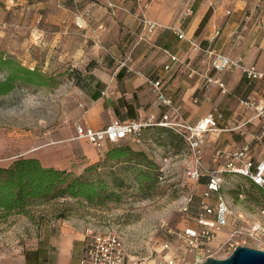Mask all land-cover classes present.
I'll return each mask as SVG.
<instances>
[{"label":"rangeland","instance_id":"374dc122","mask_svg":"<svg viewBox=\"0 0 264 264\" xmlns=\"http://www.w3.org/2000/svg\"><path fill=\"white\" fill-rule=\"evenodd\" d=\"M38 1L0 0V55L38 68L45 74L47 82H17L12 90L0 95V165L8 166L20 156H37L45 165L92 176L93 173L87 171L90 165L102 161L111 147L129 143L135 149H142L158 168H144V173L151 178L140 184L136 179L135 166L110 162L101 167L100 176L112 181L116 175L123 186L113 189L116 194L103 203L93 204L71 196L51 197L32 201L26 208L27 212H12L0 217V264L21 263L22 254L34 244L38 233L43 232L40 226L42 218L51 220L69 216L85 217L87 225L99 229L116 230L130 255L156 257L163 243L175 241V232L191 220L204 190L203 181L191 179L186 174L194 164V153L181 133L162 124L143 127L140 141L130 137L119 143L107 141L102 147L91 143L94 153L100 156L97 161L79 152L74 153L69 137L76 133V126L87 108V97L79 73L95 64L92 58L86 62L87 65L78 63V49L84 45L90 50L101 44L98 27L93 24L96 21L94 13L100 4L105 6L106 2L89 0V6L94 1L99 5L92 9L86 22L77 24L75 16L89 7L88 2L66 1V8L74 15L68 31L64 32L61 25L54 21L57 20L60 5L54 11L40 8V19H36L35 12L31 10L23 14L17 11L22 5ZM196 1L115 0L119 7L127 6L140 17L166 25L186 15L185 11L190 6L194 12ZM54 3L57 5L58 2ZM213 5L222 8L226 15L245 12L239 28L250 32L249 29L259 27L264 33V0H215ZM113 33L109 30L107 35L112 37ZM86 54L85 51L81 55ZM6 73V70L0 69V79H4ZM263 86L264 82H261L259 88ZM69 157L72 159L66 164ZM147 165L150 166V163L147 162ZM223 193L236 209L246 204L252 213L257 210L256 203H264L259 190L241 175H225ZM190 196L191 202L188 201ZM185 206L189 210H185ZM250 217L258 218V215L251 214ZM222 230L228 233L229 227ZM227 254L228 251L221 256L226 257Z\"/></svg>","mask_w":264,"mask_h":264},{"label":"crops","instance_id":"0c3cea01","mask_svg":"<svg viewBox=\"0 0 264 264\" xmlns=\"http://www.w3.org/2000/svg\"><path fill=\"white\" fill-rule=\"evenodd\" d=\"M66 1L72 0H39L36 4L22 5L17 11L23 14L31 10L40 19V8L54 11L61 6L56 16L58 21H54L65 32L74 15L66 8ZM214 1L197 0L193 13L169 25L158 22L150 31L147 18L127 6L119 7L115 0H102L106 5L96 8L93 23L98 27L101 44L90 50L84 45L78 49V63L87 65L91 58L95 60V64L79 73L87 97V108L80 123L95 129L114 120L147 122L144 127L161 125L159 122L171 112V107L158 101L149 82L160 78L165 95L172 99L174 106L180 107L179 115L173 113L170 119L195 124L210 113L215 114L219 129L208 130L200 146L208 167L219 168L229 152L246 144L251 145L255 158L261 159L264 156V86H259L264 79H250L238 67L218 71L212 65L211 52L242 57L246 63L264 70V33L259 27L249 29L250 32L240 29L246 13L226 15L222 8L214 7ZM86 2L89 6L90 1ZM109 30L114 32L112 37L107 35ZM179 31L185 33L184 38L179 37ZM85 51L87 54L82 56ZM171 55H177L178 60L173 61ZM168 64L170 69L166 68ZM210 78L223 81L225 88ZM242 100L252 104L244 105ZM218 113L222 117L217 118ZM76 135L77 130L69 137L74 153L84 154L92 161L99 160L91 142ZM71 159L65 163L69 164ZM40 226L43 232L38 233L34 244L22 254L24 260L20 264H81L85 251V217L42 218ZM225 236V231H219L212 245H219Z\"/></svg>","mask_w":264,"mask_h":264},{"label":"built area","instance_id":"2783aa9c","mask_svg":"<svg viewBox=\"0 0 264 264\" xmlns=\"http://www.w3.org/2000/svg\"><path fill=\"white\" fill-rule=\"evenodd\" d=\"M97 5H99L98 2L94 1L83 13L76 14L77 24H82ZM110 5L115 6L113 3ZM191 13H193L192 6L185 11L186 15ZM147 24L150 31L158 26L156 21L149 20ZM218 33L219 30L216 31V34ZM178 34L180 38L185 37V33L182 31H179ZM211 53L213 54L212 65L218 71L238 67L250 79H264V70L255 64L246 63L242 57L233 58L214 51ZM171 59L177 61L178 57L171 55ZM166 68L170 69L171 65H166ZM129 69L134 71L131 66ZM136 72L141 74V71ZM209 80L218 83L223 89L225 88L224 82L218 78ZM149 82L157 94L158 101L171 107V112H167L159 123L173 127L181 133L194 153V164L187 169V176L199 181L206 174L210 177L209 182L198 199L191 220L186 226L175 232V241L167 240L163 243L160 253L156 257L139 258L130 255L121 235L116 230H103L88 224L85 228V251L80 263L192 264L203 262L210 256L222 257L221 253L226 251H228V256L239 245L264 249V207L257 206L254 213L246 208V204H241L240 208L236 209L235 204L228 200L222 190V173L225 171L242 174L264 189V156L261 159H256L251 145L246 144L229 152L226 162L219 168L208 167L204 163L200 146L208 130L219 129L215 114L210 113L195 124L170 119V115L173 113H176V116L179 115L180 107L174 106L172 99L165 95L160 78L149 79ZM242 103L244 105L252 104L248 100H242ZM218 117H222V114L218 113ZM146 124L148 123L137 120L125 122L114 120L103 128L95 129L78 123L76 137L86 139L98 147H102L107 141L119 143L130 137L140 141L142 128ZM240 196L243 198V194ZM188 201H192V196L188 197ZM184 208L189 210L188 206ZM251 214L258 215V218L250 217ZM210 215L213 218H209ZM224 227H229V232H226V236L219 245H212V241L217 237L219 231H223Z\"/></svg>","mask_w":264,"mask_h":264},{"label":"trees","instance_id":"16d2710c","mask_svg":"<svg viewBox=\"0 0 264 264\" xmlns=\"http://www.w3.org/2000/svg\"><path fill=\"white\" fill-rule=\"evenodd\" d=\"M0 69L7 72L5 78L0 79V95L12 90L17 82L47 83L45 74L38 68L23 65L12 57L0 55ZM138 157L139 159L136 160ZM110 162L129 163L135 166L136 179L140 184H143L145 179L151 178V175L144 173V168H158L155 161L142 149H135L129 143L111 147L102 161L90 165L87 171L93 173L92 176L77 175L66 168L45 165L37 156H20L8 166L0 165V217H5L12 212H27L26 208L32 201L51 197L71 196L93 204L103 203L105 199L116 194L113 189L123 186L116 175L112 181H107L100 176L101 167ZM228 174L241 175L248 179L264 199V189L259 184L239 173L225 171L222 176ZM209 179L210 177L205 174L200 180L206 186ZM255 205L264 207V203Z\"/></svg>","mask_w":264,"mask_h":264},{"label":"water","instance_id":"95a60500","mask_svg":"<svg viewBox=\"0 0 264 264\" xmlns=\"http://www.w3.org/2000/svg\"><path fill=\"white\" fill-rule=\"evenodd\" d=\"M192 264H264V249L239 245L226 257L210 256Z\"/></svg>","mask_w":264,"mask_h":264}]
</instances>
